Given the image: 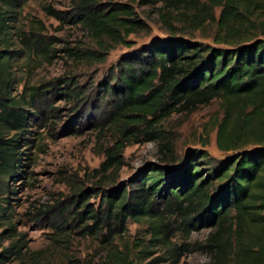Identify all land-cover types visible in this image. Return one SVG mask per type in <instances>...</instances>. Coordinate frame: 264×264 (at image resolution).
Returning <instances> with one entry per match:
<instances>
[{"label":"trees","instance_id":"obj_1","mask_svg":"<svg viewBox=\"0 0 264 264\" xmlns=\"http://www.w3.org/2000/svg\"><path fill=\"white\" fill-rule=\"evenodd\" d=\"M134 3L162 5L166 38L121 57L87 93L71 80L49 87L80 104L94 94L111 110L114 121L121 120L120 143L136 138V128L152 135L155 123L215 101L221 112L215 124L216 147L229 156L215 167L206 153L196 151H188L175 164L148 163L125 184L112 183L99 191L97 205L81 199L72 203L56 230L94 239L101 249L96 264H177L176 251L153 257L148 247L136 246V238H124L129 223L146 222L154 247L163 248L167 228L162 219L169 214L188 234L210 231L205 249L212 264H264V0H73L74 21L91 42L73 58L102 64L115 46L130 48L129 36L145 29ZM16 7L20 0H0V193L4 196L10 194V182L25 173L30 118L38 115L31 104L47 91L32 88L28 96L11 92L17 61ZM174 10L178 12L173 15ZM208 24L214 26L212 43L196 41L194 33ZM7 210L3 207L2 213ZM6 233L11 242L3 246L0 240V264L22 258L25 249L23 239H13L14 228Z\"/></svg>","mask_w":264,"mask_h":264},{"label":"rangeland","instance_id":"obj_2","mask_svg":"<svg viewBox=\"0 0 264 264\" xmlns=\"http://www.w3.org/2000/svg\"><path fill=\"white\" fill-rule=\"evenodd\" d=\"M133 7L145 29L129 36L130 48L117 45L111 49L102 64L73 58L72 54L91 46L87 34L74 21L73 0H20V7L13 8L16 12L13 48L17 50V61L11 73V92L13 95L25 92L28 96L32 88L47 91L31 104L38 115L30 118L28 130L32 134L25 173L10 182V194L0 193L1 244L7 246L11 242L6 233L8 228H14V240L21 238L25 243L22 258L9 264H96L101 259V249L94 239L84 238L76 231L56 230L58 225L62 226L61 220L67 216L65 210L72 203L81 199L88 205H97L98 192L112 183L125 184L148 163L175 164L188 151L206 153L213 167L229 156L216 147L215 124L221 112L215 101L155 123L150 129L158 137L155 140L136 128V138L120 143L121 120L114 121L111 110L95 100L94 94L88 95V103L80 104L76 98H67L60 90L49 87L58 88L71 80L87 93L106 78L121 57L152 40L167 37L160 16L162 5L138 7L134 3ZM218 16L219 10L215 9V20ZM213 29L208 24L193 36L198 42L211 44ZM33 37L39 39L37 44L33 43ZM28 108L32 112V107ZM116 144H120L119 150L114 149ZM104 163L110 168L102 169ZM6 206L8 210L2 213ZM162 223L167 228L163 248L154 247L156 241H151L146 222L129 223L124 238L126 241L136 238V246L148 247L153 257L176 251L177 264H212L205 249L209 230H193L188 234L180 220L169 214Z\"/></svg>","mask_w":264,"mask_h":264}]
</instances>
